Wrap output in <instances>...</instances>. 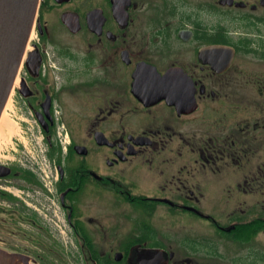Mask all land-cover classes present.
I'll list each match as a JSON object with an SVG mask.
<instances>
[{"label":"flooded vegetation","instance_id":"obj_1","mask_svg":"<svg viewBox=\"0 0 264 264\" xmlns=\"http://www.w3.org/2000/svg\"><path fill=\"white\" fill-rule=\"evenodd\" d=\"M256 62L264 0H41L0 134V248L264 264Z\"/></svg>","mask_w":264,"mask_h":264},{"label":"water","instance_id":"obj_2","mask_svg":"<svg viewBox=\"0 0 264 264\" xmlns=\"http://www.w3.org/2000/svg\"><path fill=\"white\" fill-rule=\"evenodd\" d=\"M40 0H0V120L11 97L35 27ZM0 264H31L0 249Z\"/></svg>","mask_w":264,"mask_h":264},{"label":"rangeland","instance_id":"obj_3","mask_svg":"<svg viewBox=\"0 0 264 264\" xmlns=\"http://www.w3.org/2000/svg\"><path fill=\"white\" fill-rule=\"evenodd\" d=\"M254 65H256V70H255V74H254L255 76L254 77H255V80L257 81L258 78L264 77V62L263 63L262 62H256ZM259 80H263V79H259ZM260 82H262V81H260ZM262 83H264V82H262ZM239 94L242 96V99H244L246 97L247 98H250V97L253 98V99H249L248 101L255 102L256 99L257 100L259 99L258 100L259 108H261L262 106L264 107V105L261 104L262 102H264V88H262V86H260V88L256 89L253 92V95L251 94V91L248 90V89H243L242 92H240ZM240 95H239V97H240ZM11 104H12V100H10V102H9L7 108H6V116H7V118H9V117L14 118L13 115H15L13 113V111H11ZM15 111L17 113V110H15ZM242 112L243 113L244 112L245 113H254V112H256V110H255V107L253 105L252 107H248L247 109L245 107V109H243ZM244 117H250V116H244ZM244 119H246V118H244ZM11 136H12V134L11 135L8 134V138L9 139L11 138ZM262 155H264V153H261L260 155H258V157H261ZM115 208H122V207L120 205H118V206H115ZM71 264H78V263H71Z\"/></svg>","mask_w":264,"mask_h":264},{"label":"bare ground","instance_id":"obj_4","mask_svg":"<svg viewBox=\"0 0 264 264\" xmlns=\"http://www.w3.org/2000/svg\"><path fill=\"white\" fill-rule=\"evenodd\" d=\"M3 128H7L9 130L10 135L15 133L14 128L10 125L9 120L6 116V112H4V115L0 122V134L2 133Z\"/></svg>","mask_w":264,"mask_h":264}]
</instances>
